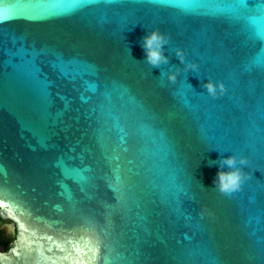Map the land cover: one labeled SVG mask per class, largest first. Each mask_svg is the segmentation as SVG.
<instances>
[{
  "label": "water",
  "instance_id": "water-1",
  "mask_svg": "<svg viewBox=\"0 0 264 264\" xmlns=\"http://www.w3.org/2000/svg\"><path fill=\"white\" fill-rule=\"evenodd\" d=\"M0 264H264V0H0Z\"/></svg>",
  "mask_w": 264,
  "mask_h": 264
},
{
  "label": "clouds",
  "instance_id": "clouds-1",
  "mask_svg": "<svg viewBox=\"0 0 264 264\" xmlns=\"http://www.w3.org/2000/svg\"><path fill=\"white\" fill-rule=\"evenodd\" d=\"M170 37L159 29L148 31L141 39V47L146 54V62L155 68L161 67L163 64L169 63V57L165 55V45L169 43ZM175 55L179 61L183 64L185 62V53L183 49L177 48ZM198 65L194 63H187L184 71L197 70ZM180 69L169 72L167 79L170 82H175L178 77ZM202 87L207 90V93L216 98L218 95H222L225 91L223 83H217L211 79L206 80ZM209 165H218L219 170L214 177L215 189L222 194H230L234 191L241 189L242 184L247 179L244 171V166L248 165L246 157H237L236 155L222 156L218 160L209 161ZM227 166V171L225 167ZM203 186V184H202ZM204 187V186H203Z\"/></svg>",
  "mask_w": 264,
  "mask_h": 264
},
{
  "label": "snow or ice",
  "instance_id": "snow-or-ice-1",
  "mask_svg": "<svg viewBox=\"0 0 264 264\" xmlns=\"http://www.w3.org/2000/svg\"><path fill=\"white\" fill-rule=\"evenodd\" d=\"M12 209L11 208H9V211H11Z\"/></svg>",
  "mask_w": 264,
  "mask_h": 264
}]
</instances>
